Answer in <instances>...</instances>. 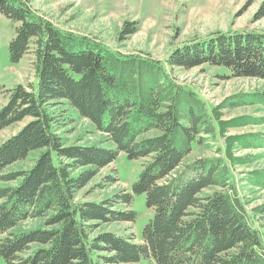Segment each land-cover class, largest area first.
<instances>
[{"label":"trees","instance_id":"1","mask_svg":"<svg viewBox=\"0 0 264 264\" xmlns=\"http://www.w3.org/2000/svg\"><path fill=\"white\" fill-rule=\"evenodd\" d=\"M0 13L14 23L11 61L31 51L35 70V82L5 89L0 108V132L28 120L0 144V257L6 264H264V233L256 225L264 220V203L249 208L236 174V167L258 159L236 150L263 148L264 132L229 133L264 124V115L223 119L221 113L247 105L264 110V91L237 93L209 107L170 70L222 66L232 77L264 79V32L216 31L161 61L65 30L29 0H0ZM135 24L125 21L120 38L134 34ZM63 102L115 147L67 145L51 111ZM209 143L215 156L185 162L194 147ZM35 151L30 168L10 169ZM123 153L143 160L132 193L80 200L78 193ZM117 181L114 168L97 186ZM244 181L264 188V169L246 173ZM138 194H145L152 214L140 241L134 234L96 233L104 223L136 222L138 213L120 206L131 207ZM28 220L43 226L16 230Z\"/></svg>","mask_w":264,"mask_h":264},{"label":"rangeland","instance_id":"2","mask_svg":"<svg viewBox=\"0 0 264 264\" xmlns=\"http://www.w3.org/2000/svg\"><path fill=\"white\" fill-rule=\"evenodd\" d=\"M31 6L65 30L89 35L111 49L123 53H140L165 61L168 55L183 43L195 38H205L216 31L258 30L264 32V16L260 11L264 0H29ZM261 17V18H259ZM125 21L136 23V32L120 38ZM14 23L0 13V108L7 101L5 89L18 84L35 82L34 55L30 51L19 62L9 57V43L14 37ZM174 79L192 89L209 107L222 103L228 97L241 92L264 91V79L232 77L230 70L222 66L204 65L191 69L175 67L170 69ZM3 86V87H2ZM57 117L54 129L67 145H98L115 147L106 134L70 105L63 102L51 108ZM223 119L245 115L262 116L264 110L258 105L239 106L222 110ZM28 120L0 132V144L15 134ZM264 132V124L247 125L230 129V134ZM153 134V133H149ZM39 154L35 151L10 169H28ZM258 156L250 164L240 165L236 170L242 194L251 202L249 208L264 203V188L248 184L246 173L264 169V147L236 150V155ZM216 155L215 146L205 144L194 147L185 158L189 163L199 157ZM143 160H131L120 154L113 163L103 168L93 180L78 193L80 200L100 201L114 193L125 190L132 193V185L138 179ZM116 169L118 181L97 186L104 177ZM241 179V180H240ZM210 193L212 190H206ZM131 207L138 213L136 222L120 221L101 224L96 233L112 231L120 235H135L140 241L142 230L152 214L146 205L145 194L134 195ZM256 225L264 233V220ZM42 220H28L19 224L16 230L42 227ZM0 264H6L0 257Z\"/></svg>","mask_w":264,"mask_h":264},{"label":"bare ground","instance_id":"3","mask_svg":"<svg viewBox=\"0 0 264 264\" xmlns=\"http://www.w3.org/2000/svg\"><path fill=\"white\" fill-rule=\"evenodd\" d=\"M236 156V155H235Z\"/></svg>","mask_w":264,"mask_h":264}]
</instances>
